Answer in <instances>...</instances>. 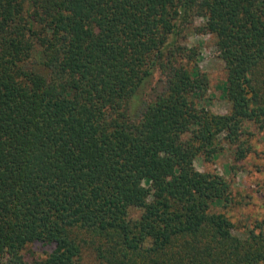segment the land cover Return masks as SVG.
<instances>
[{
  "label": "trees",
  "instance_id": "16d2710c",
  "mask_svg": "<svg viewBox=\"0 0 264 264\" xmlns=\"http://www.w3.org/2000/svg\"><path fill=\"white\" fill-rule=\"evenodd\" d=\"M191 31L223 43L227 112ZM251 126L264 0H0V264H264L263 224L235 233L195 166L244 160Z\"/></svg>",
  "mask_w": 264,
  "mask_h": 264
},
{
  "label": "rangeland",
  "instance_id": "374dc122",
  "mask_svg": "<svg viewBox=\"0 0 264 264\" xmlns=\"http://www.w3.org/2000/svg\"><path fill=\"white\" fill-rule=\"evenodd\" d=\"M197 19L196 24H203ZM186 43L201 50L202 70L208 73L209 90L205 103L215 112H227L231 106L223 91L227 76L225 62L220 56L222 44L218 37L210 34L189 33ZM254 150L244 160L236 161L234 150L230 146L214 160L203 157L195 159V166L204 172L217 173L231 185V200L227 205H218L215 211L226 213L235 223V233L244 236L247 232L262 223L264 228V130L251 126ZM138 212L136 213V215ZM45 247L35 244L25 252L41 255Z\"/></svg>",
  "mask_w": 264,
  "mask_h": 264
}]
</instances>
